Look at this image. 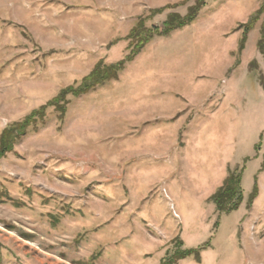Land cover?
Wrapping results in <instances>:
<instances>
[{"label":"rangeland","instance_id":"obj_1","mask_svg":"<svg viewBox=\"0 0 264 264\" xmlns=\"http://www.w3.org/2000/svg\"><path fill=\"white\" fill-rule=\"evenodd\" d=\"M183 1L147 29L196 0H0V134L121 61L128 43L112 41ZM259 9L238 53L237 27ZM263 23L264 0H206L117 80L66 96L62 118L44 111L0 159V264H161L178 240L206 247L199 264H264ZM229 172L242 201L221 214L209 199Z\"/></svg>","mask_w":264,"mask_h":264},{"label":"trees","instance_id":"obj_2","mask_svg":"<svg viewBox=\"0 0 264 264\" xmlns=\"http://www.w3.org/2000/svg\"><path fill=\"white\" fill-rule=\"evenodd\" d=\"M184 3L185 1H183V3L167 5L163 8L149 11L148 17L144 19H138L136 24L131 28L124 39H117L112 41V43L109 45L112 47L120 41H125L128 43L126 47L127 54H125V57L121 61L110 65H105L102 61H99L95 64L91 72L81 80L77 89L73 90L72 86H70L61 90L56 97L48 101L45 105L41 106V108L39 107L37 110L32 111L24 118L23 121L12 124L11 126L5 128L0 134V159L12 152L14 145L27 133L30 127L36 129L37 120L44 119V111L50 107L54 108V111L59 113L60 117L62 118L66 112V105L68 104V101L65 99L66 96L70 95L73 98H78L88 94L91 91H94L97 87L117 80L119 73L125 68V66L133 62L138 54L154 38L168 37L172 32L180 30L193 23L196 20L199 12L205 6L206 0H196L193 6L187 8L184 16L171 12V14L166 16L165 20L159 27L151 26L149 29L145 27V21L150 20L152 17L161 15L164 11L175 9ZM261 12V9L257 10L247 19L246 23L238 25L237 29L242 30L238 42V53L243 51L242 49H244L247 35L253 30L255 25L254 22L257 21V16L260 15ZM256 49L264 59V23L259 29V40L256 44ZM260 84L262 90L264 91V82H262V80L260 81ZM59 103L60 107L57 106ZM239 184L240 175L229 172V175L224 180L222 186L218 188V190L209 199L215 206L217 212H220L221 214H228L239 208V205L242 201ZM256 196L257 189L254 188L251 195L248 197L249 199L247 202V209L251 207ZM205 245L208 246L207 244ZM182 246V242L178 240L175 244V250L169 255V257L166 256L161 261V264H178L180 261L186 260L188 258H193V260L199 264V253L204 251L206 247L183 250Z\"/></svg>","mask_w":264,"mask_h":264}]
</instances>
